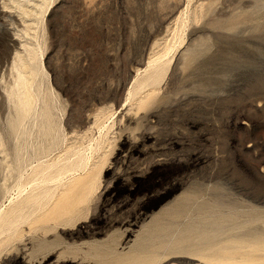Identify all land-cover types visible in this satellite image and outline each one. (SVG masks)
Masks as SVG:
<instances>
[{"label":"rangeland","instance_id":"1","mask_svg":"<svg viewBox=\"0 0 264 264\" xmlns=\"http://www.w3.org/2000/svg\"><path fill=\"white\" fill-rule=\"evenodd\" d=\"M0 264H264V0H0Z\"/></svg>","mask_w":264,"mask_h":264}]
</instances>
